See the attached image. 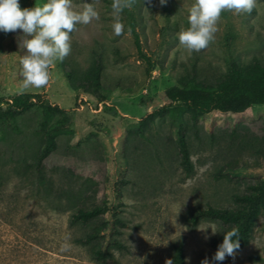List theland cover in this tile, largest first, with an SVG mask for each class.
I'll list each match as a JSON object with an SVG mask.
<instances>
[{
	"label": "rangeland",
	"instance_id": "374dc122",
	"mask_svg": "<svg viewBox=\"0 0 264 264\" xmlns=\"http://www.w3.org/2000/svg\"><path fill=\"white\" fill-rule=\"evenodd\" d=\"M47 0H20L33 7ZM90 2V0H88ZM194 0H133L122 18L125 31H112V0H96L99 19L79 25L71 53L57 61L49 83L21 91V30L0 32L2 98L38 93L62 111L44 125L37 104L14 121L0 123V264H173L174 247L184 244L186 264H264V212L250 243L213 261L214 237L232 225L203 218L199 208H238L236 196L264 180V104L243 114L170 115L145 123L166 104L165 90L196 79L216 86L231 67L264 65V0L251 13L224 11L215 40L188 52L177 33L188 27ZM84 0H73L76 8ZM138 32L141 56L131 31ZM103 64L102 88L95 97L76 93L67 72ZM190 146L188 172L179 149V128ZM56 126L57 148L39 155L49 128ZM108 205L88 223H72L80 210ZM211 228L217 233L212 234ZM63 243L70 244L62 251ZM105 254V259L101 258Z\"/></svg>",
	"mask_w": 264,
	"mask_h": 264
},
{
	"label": "trees",
	"instance_id": "16d2710c",
	"mask_svg": "<svg viewBox=\"0 0 264 264\" xmlns=\"http://www.w3.org/2000/svg\"><path fill=\"white\" fill-rule=\"evenodd\" d=\"M131 31L135 37V43L141 53L150 64L149 57L142 51L140 37L135 29V20L132 18ZM151 65V64H150ZM152 66V65H151ZM103 64L101 61L87 69L72 68L67 72L69 85L76 93H84L95 97L96 92L102 88ZM168 102L151 111L144 119L145 123L154 122L158 117L170 115L175 119H182L187 112H191L194 118L199 115L214 112L243 114L257 104H264V65L255 61L246 67L234 64L227 78L216 86H209L196 79H189L171 86L164 92ZM4 104L0 106V123L2 121H14L21 112L28 111L39 104L44 111L46 125L57 111L62 109L49 101L42 99L38 93H20L11 99L2 98ZM181 124L179 128V149L182 163L188 172H192L193 163L189 143L183 132ZM59 129L53 126L46 133V142L39 155L40 162L44 161L57 148V135ZM238 208L227 207L199 208L191 213L190 221L193 225L203 218L220 220L232 225L239 231L241 250L247 246L253 238V233L258 219L264 212V180L252 185L250 192L236 196ZM109 210L108 205H97L89 210H80L72 220V223H88L98 218ZM231 228V229H232ZM224 233L212 240V245L218 249L223 242ZM105 259V254L101 253ZM173 264H186L184 244L179 243L174 247Z\"/></svg>",
	"mask_w": 264,
	"mask_h": 264
},
{
	"label": "clouds",
	"instance_id": "9594fccd",
	"mask_svg": "<svg viewBox=\"0 0 264 264\" xmlns=\"http://www.w3.org/2000/svg\"><path fill=\"white\" fill-rule=\"evenodd\" d=\"M160 3L166 4L167 0H160ZM132 4L133 0H112L111 27L116 36L124 33L122 14ZM255 6L256 0H194L188 9V27L181 28L177 33L179 44L190 53L199 52L215 40L222 12L251 13ZM98 19L96 0H84L81 8L74 7L73 0H47L46 3L24 8L20 0H0V32L21 30L27 37L19 45L25 50L20 58L21 91L46 86L56 62H63L71 53L73 32L79 25H88ZM211 230L212 234L217 233L215 229ZM239 248V231L233 227L224 232L223 242L218 246L213 261L223 262L226 257L234 256ZM61 250L69 251L70 244L63 243ZM201 264H212V261L205 258Z\"/></svg>",
	"mask_w": 264,
	"mask_h": 264
}]
</instances>
